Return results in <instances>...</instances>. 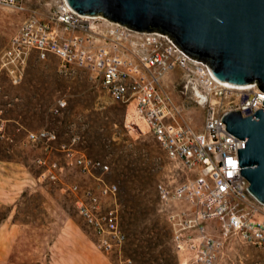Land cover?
I'll use <instances>...</instances> for the list:
<instances>
[{
  "label": "rangeland",
  "instance_id": "obj_1",
  "mask_svg": "<svg viewBox=\"0 0 264 264\" xmlns=\"http://www.w3.org/2000/svg\"><path fill=\"white\" fill-rule=\"evenodd\" d=\"M54 2L0 1V146L10 155L0 159V264H181L157 184L168 179L173 168L182 178L192 173L171 162L133 105L112 99L86 69L65 70L56 56L40 60L35 52L25 64L7 58L27 9H41L45 16ZM15 75H21V81L16 82ZM62 98L67 105L59 108ZM194 110V124L202 126L204 108L197 105ZM42 129L54 130L57 138L28 139L30 131ZM78 155L111 166L105 178L119 184L127 234L122 253L98 248L77 211L79 194L73 185L97 182L80 172ZM207 229L220 235V220L208 221ZM214 264H264V247L229 236Z\"/></svg>",
  "mask_w": 264,
  "mask_h": 264
},
{
  "label": "built area",
  "instance_id": "obj_2",
  "mask_svg": "<svg viewBox=\"0 0 264 264\" xmlns=\"http://www.w3.org/2000/svg\"><path fill=\"white\" fill-rule=\"evenodd\" d=\"M27 10V18L6 52L8 60L25 64L35 52L40 60L56 56L65 70L81 64L80 68L98 78L118 102L120 89L108 88V82L119 75V48H127L128 104L144 118L171 162L192 173L182 178L180 170L173 168L170 177L157 184L160 204L169 210L180 263L214 264L225 239L233 235L264 247V203L252 193L248 179L241 173L238 148L244 147L246 140L231 133L224 121L231 110L250 115L264 107V90L259 82L235 84L222 80L210 64L185 54L173 40L158 32L132 28L103 15L80 13L67 0H55L45 16L41 9ZM176 67L185 71L183 93L196 84L205 96L201 130L178 120L182 108L169 99L162 86L164 75ZM14 77L16 82L22 79L21 75ZM66 105L62 98L59 108ZM56 138L54 130L28 134L31 141ZM75 163L80 172L97 179L95 185H73V191L79 194L78 213L93 232L98 248L122 253L119 184L105 178L112 170L110 164L86 155L76 156ZM107 198L113 203L106 204ZM176 204L181 205L174 208ZM213 219L221 222L220 235L207 229V222Z\"/></svg>",
  "mask_w": 264,
  "mask_h": 264
},
{
  "label": "water",
  "instance_id": "obj_3",
  "mask_svg": "<svg viewBox=\"0 0 264 264\" xmlns=\"http://www.w3.org/2000/svg\"><path fill=\"white\" fill-rule=\"evenodd\" d=\"M76 11L158 32L187 55L208 63L235 84L258 81L264 90V0H67ZM227 129L246 140L241 173L264 203V107L226 113Z\"/></svg>",
  "mask_w": 264,
  "mask_h": 264
},
{
  "label": "crops",
  "instance_id": "obj_4",
  "mask_svg": "<svg viewBox=\"0 0 264 264\" xmlns=\"http://www.w3.org/2000/svg\"><path fill=\"white\" fill-rule=\"evenodd\" d=\"M186 81L185 71L181 67H176L170 71H168L164 77L162 78V86L167 93L169 99L174 102L177 106L182 108L181 114L178 116V120L182 123H189L188 125L194 127L196 130L203 129L204 120H205V106L203 102L199 101L197 97L194 87L197 86L196 84H191L190 88L188 89V93L184 94L182 91L183 84ZM170 86L173 89H166ZM177 85H181V89L177 90ZM198 87V86H197ZM200 89V88H199ZM200 105L204 108V115H203V124L198 125L195 123V106Z\"/></svg>",
  "mask_w": 264,
  "mask_h": 264
},
{
  "label": "bare ground",
  "instance_id": "obj_5",
  "mask_svg": "<svg viewBox=\"0 0 264 264\" xmlns=\"http://www.w3.org/2000/svg\"><path fill=\"white\" fill-rule=\"evenodd\" d=\"M119 75H113L108 82V88L120 89V102L128 103V73H127V48H119ZM81 64H73V68H80ZM195 93L202 102L205 96L199 87H194ZM127 234L124 232V245Z\"/></svg>",
  "mask_w": 264,
  "mask_h": 264
},
{
  "label": "trees",
  "instance_id": "obj_6",
  "mask_svg": "<svg viewBox=\"0 0 264 264\" xmlns=\"http://www.w3.org/2000/svg\"><path fill=\"white\" fill-rule=\"evenodd\" d=\"M0 134H1V132H0ZM9 157H10V155L8 154L7 150L0 146V159H5V158L8 159ZM134 177H135V175H134ZM137 177H138V175H137ZM147 183H149V186L151 185L150 181H147Z\"/></svg>",
  "mask_w": 264,
  "mask_h": 264
}]
</instances>
